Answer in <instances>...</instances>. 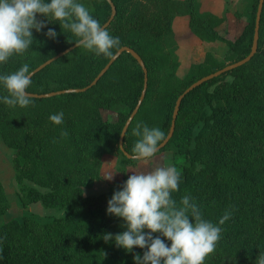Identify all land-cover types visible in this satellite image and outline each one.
<instances>
[{"label": "trees", "instance_id": "trees-1", "mask_svg": "<svg viewBox=\"0 0 264 264\" xmlns=\"http://www.w3.org/2000/svg\"><path fill=\"white\" fill-rule=\"evenodd\" d=\"M83 1L90 3L88 10L101 25L109 18L111 8L106 0ZM111 1L115 15L105 28L119 38L118 48H132L147 69L144 99L123 138V148L130 154L138 139L131 134L137 122L159 128L166 136L175 101L183 90L249 53L258 0H246L243 11L235 12L246 22L233 40L224 39L216 30L223 17L201 11L198 0ZM178 15L187 16L189 28L203 41H223L225 58L207 50L184 78L178 77L172 29ZM37 19L46 18L38 14ZM48 28L57 32L55 39L45 36ZM32 32L33 44L23 55L0 63V75L25 63L31 71L77 39L60 28L59 22ZM109 59L75 47L32 75L27 92L86 87ZM143 83L137 61L122 52L84 91L31 97L25 108L9 107L0 99V140L13 150L20 204L27 207L38 202L44 208L63 211L45 222L23 215L2 223L0 264H135L133 254H143L140 248L126 252L102 239L105 233L125 230L120 218L106 214V207L129 176L126 167L136 162L123 154L118 139ZM5 95L0 86V97ZM102 110L116 114V120L104 118ZM60 112L63 123H52L49 116ZM170 146L184 159L178 170L179 190L172 198L179 203L181 197L190 195L203 218L214 224L226 210L232 212L220 226V239L204 264H255L264 253V0L256 52L246 63L185 94L173 134L159 151ZM113 152L123 164L120 182L104 193L85 194L83 187L100 177L102 155ZM6 201L0 182V215L7 209Z\"/></svg>", "mask_w": 264, "mask_h": 264}, {"label": "clouds", "instance_id": "clouds-1", "mask_svg": "<svg viewBox=\"0 0 264 264\" xmlns=\"http://www.w3.org/2000/svg\"><path fill=\"white\" fill-rule=\"evenodd\" d=\"M38 14L46 19L38 20ZM52 22H59L60 28L77 37L76 47L96 56L112 57V50L120 45L119 38L112 37L77 0H0V63H6L13 55H23L33 44L32 30L40 32ZM44 34L49 39L57 36L52 28ZM31 76L27 63L12 73L0 75V86L7 93L0 97L5 105L25 108L31 104L27 92ZM49 120L61 124L63 113L52 114ZM131 134L138 139L129 158L142 162L156 155L165 138L159 128L141 122L135 124ZM112 178L113 174H107L104 179ZM179 181L175 166L132 172L113 192L106 207V214L120 218L125 230L114 235L105 233L102 239L114 242L126 252H132L134 247L142 249V255L133 254L135 264H204L220 239V226L230 219L232 212L226 210L216 224L204 219L190 195L181 197L179 203L172 198V193L179 190ZM255 264H264V253Z\"/></svg>", "mask_w": 264, "mask_h": 264}, {"label": "rangeland", "instance_id": "rangeland-1", "mask_svg": "<svg viewBox=\"0 0 264 264\" xmlns=\"http://www.w3.org/2000/svg\"><path fill=\"white\" fill-rule=\"evenodd\" d=\"M201 11L211 12L220 17L223 21L216 27L217 32L226 40H233L241 32L246 19L238 16L235 12H242L246 0H198ZM86 8H90V3L80 0ZM179 18V19H178ZM175 23L174 40L176 42V56L178 67L176 75L184 78L192 65L201 62L204 59L206 51L212 52L218 58H225L227 46L221 40L203 41L193 34L185 22L183 15H178ZM181 18V19H180ZM173 25V24H172ZM226 62V60H224ZM104 118L116 120V114L108 110H102ZM13 150L0 140V182L2 183L7 195V209L0 215V225L10 219H21L23 215H33L41 221H50L53 217H59L63 214L62 210L57 208H44L40 203L29 204L23 207L19 201L18 182L15 178V169L12 163ZM183 157L178 154L174 146H170L150 158L146 162L136 161L126 167V174L132 172H147L160 166H175L180 169L183 163ZM122 160L118 153H106L101 157V166L99 169V179L87 183L84 187L85 194H101L112 188H115L122 177ZM107 174H113L111 180L104 179ZM95 181L98 185H96ZM95 184V186H94ZM170 243V242H166Z\"/></svg>", "mask_w": 264, "mask_h": 264}, {"label": "water", "instance_id": "water-1", "mask_svg": "<svg viewBox=\"0 0 264 264\" xmlns=\"http://www.w3.org/2000/svg\"><path fill=\"white\" fill-rule=\"evenodd\" d=\"M106 1L110 5L111 14H110L109 18L102 24V27H104V28L109 25L110 21L112 20V18L115 15V6H114V4L112 3L111 0H106ZM262 5H263V0H258L256 14H255V21H254L253 38H252V43H251V47H250L249 53L245 57L241 58L240 60L234 61L232 63H228L227 65L223 66L222 68H220V69H218V70H216L214 72H211V73H209L207 75H204V76L200 77L199 79H197L194 82H192L188 87H186L183 90V92L177 97V99L175 101L173 112H172V118H171L169 131L167 132L164 140L158 145V150L157 151H159L168 142V140L171 138V136L173 134V130H174V123H175V119H176V116H177V113H178L179 105H180V102H181L182 98L185 96L186 93H188L189 91H191L195 87L199 86L203 82H205V81H207L209 79H212L214 77H217L220 74H222L223 72H226L228 70H231V69H233V68H235L237 66H240V65L246 63L254 55V53L257 50V43H258V37H259V21H260V14H261ZM75 47H76L75 43L70 45V46H68L67 48L59 51L54 56H52V57L48 58L47 60H45L44 62L40 63L38 66H36L30 72L32 73V75H34L36 72L40 71L45 66H47L51 62L55 61L59 57L65 55L66 53H68L69 51L74 49ZM122 52L130 53V55L137 61V63L139 64V66L141 67V69H142V71L144 73V83H143V88H142L141 94L139 96V99H138L136 105L134 106L133 110L131 111V113L129 114L128 118L126 119V121H125V123H124V125L122 127V130L120 132L119 139H118V146H119L120 150L123 152V154L127 158H129V153H127L124 150V148H123V138H124L125 132H126L128 126H129L131 120L133 119V117L137 113V111H138V109H139V107H140V105H141V103H142V101L144 99L145 90H146V86H147V69H146V67L144 65V62L141 59V57L132 48H130L128 46H121L120 48H118L116 50V52L113 54V56L110 57L108 62L101 68V70L98 72V74L95 76V78L86 87L60 89V90H55V91L41 93V94H39V93H31V92H28V93L31 95V97L42 98V97H50V96L61 94V93H70V92L84 91V90L87 89V87H90V86L94 85L97 82V80L106 72V70L109 68V66L117 59V57Z\"/></svg>", "mask_w": 264, "mask_h": 264}, {"label": "crops", "instance_id": "crops-1", "mask_svg": "<svg viewBox=\"0 0 264 264\" xmlns=\"http://www.w3.org/2000/svg\"><path fill=\"white\" fill-rule=\"evenodd\" d=\"M184 17V20H182V22H185L186 24H187V26H188V18H187V16H183ZM177 18H178V16H176L175 18H174V20H173V29H174V31H175V23H176V20H177ZM179 19V18H178ZM181 19V18H180ZM96 182H98V181H95V183ZM96 185H98L97 183H96ZM94 186H95V184H94ZM31 204H34V203H31Z\"/></svg>", "mask_w": 264, "mask_h": 264}]
</instances>
